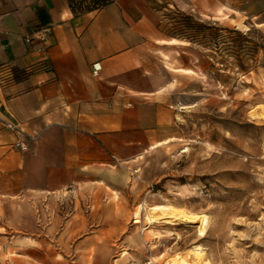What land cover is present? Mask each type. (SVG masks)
<instances>
[{
	"label": "crops",
	"instance_id": "1",
	"mask_svg": "<svg viewBox=\"0 0 264 264\" xmlns=\"http://www.w3.org/2000/svg\"><path fill=\"white\" fill-rule=\"evenodd\" d=\"M216 5L0 0V264L44 260L28 239L56 242L54 259L108 256V234L124 233L144 256L145 211L128 223L154 201L152 158L180 139L204 56L163 32L160 9Z\"/></svg>",
	"mask_w": 264,
	"mask_h": 264
},
{
	"label": "rangeland",
	"instance_id": "2",
	"mask_svg": "<svg viewBox=\"0 0 264 264\" xmlns=\"http://www.w3.org/2000/svg\"><path fill=\"white\" fill-rule=\"evenodd\" d=\"M213 1L217 5L202 15L160 9L168 36L185 22L184 14L222 28L213 32L224 38L216 43L196 35L197 42L190 41L204 56L196 62V94L181 102L195 104L179 112L180 139L152 158L154 201L144 205L151 229L142 240L144 256L133 233L108 234V256L58 259L56 242L28 239L26 245L46 256L39 264H264V0ZM240 46L246 50L234 52ZM157 204L204 215L206 223L202 229L200 221L150 223ZM142 206L128 226L141 222Z\"/></svg>",
	"mask_w": 264,
	"mask_h": 264
},
{
	"label": "trees",
	"instance_id": "3",
	"mask_svg": "<svg viewBox=\"0 0 264 264\" xmlns=\"http://www.w3.org/2000/svg\"><path fill=\"white\" fill-rule=\"evenodd\" d=\"M181 14V13H180ZM183 15L184 21L181 24H179L178 26H175L173 28V33L171 34L172 36L178 37V38H182L184 40H189L191 42H197L196 39V35L203 37V40H214L216 41H220L219 38L223 37L222 34H218V33H214L213 30H216L219 32V29L222 28H217V27H213L210 26L208 24L205 23H199L196 20H193L191 16L189 15ZM238 32V31H236ZM239 33V32H238ZM219 37V38H216ZM219 43V42H218ZM246 49H244L243 47L240 46V48H238V50L236 49L234 52L238 51V52H243ZM241 69H244L242 66H240ZM245 70V69H244Z\"/></svg>",
	"mask_w": 264,
	"mask_h": 264
},
{
	"label": "bare ground",
	"instance_id": "4",
	"mask_svg": "<svg viewBox=\"0 0 264 264\" xmlns=\"http://www.w3.org/2000/svg\"><path fill=\"white\" fill-rule=\"evenodd\" d=\"M142 211L144 209V205L142 206ZM147 209V208H145ZM144 209V211H145ZM149 209V208H148ZM151 213L153 215H150L147 217L148 222L150 223H157V222H162L163 220L166 223H173L175 219H180L184 222L190 223V222H199L200 221V229H202L206 223V219L204 215H199V214H186L184 210L177 208V207H170L164 204H157V206H153L150 208ZM158 212V213H157ZM140 212H137L136 214H139ZM199 247L197 248V256L200 257L198 254ZM182 264H190L186 262L185 260H182ZM195 264V263H192Z\"/></svg>",
	"mask_w": 264,
	"mask_h": 264
},
{
	"label": "built area",
	"instance_id": "5",
	"mask_svg": "<svg viewBox=\"0 0 264 264\" xmlns=\"http://www.w3.org/2000/svg\"><path fill=\"white\" fill-rule=\"evenodd\" d=\"M48 32H49V30L47 28H40L39 30H37V32L35 34V39H38L39 41H41L44 44L46 42ZM94 72H96V69L94 70ZM16 145L21 147L22 149L26 148L21 143H17ZM134 220H136V219H134Z\"/></svg>",
	"mask_w": 264,
	"mask_h": 264
}]
</instances>
